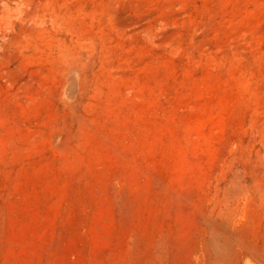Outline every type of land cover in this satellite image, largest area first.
Listing matches in <instances>:
<instances>
[{"label": "rangeland", "instance_id": "obj_1", "mask_svg": "<svg viewBox=\"0 0 264 264\" xmlns=\"http://www.w3.org/2000/svg\"><path fill=\"white\" fill-rule=\"evenodd\" d=\"M0 264H264V0H0Z\"/></svg>", "mask_w": 264, "mask_h": 264}]
</instances>
